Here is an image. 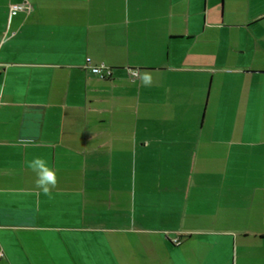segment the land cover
I'll return each mask as SVG.
<instances>
[{
    "label": "crops",
    "instance_id": "1",
    "mask_svg": "<svg viewBox=\"0 0 264 264\" xmlns=\"http://www.w3.org/2000/svg\"><path fill=\"white\" fill-rule=\"evenodd\" d=\"M23 1L0 0V264H264V0Z\"/></svg>",
    "mask_w": 264,
    "mask_h": 264
},
{
    "label": "clouds",
    "instance_id": "2",
    "mask_svg": "<svg viewBox=\"0 0 264 264\" xmlns=\"http://www.w3.org/2000/svg\"><path fill=\"white\" fill-rule=\"evenodd\" d=\"M144 82H150V77L145 76ZM27 167L36 173L35 186L40 189L45 195L50 193L52 188L57 184L56 171L50 168L47 162L41 157H34L27 162Z\"/></svg>",
    "mask_w": 264,
    "mask_h": 264
},
{
    "label": "built area",
    "instance_id": "3",
    "mask_svg": "<svg viewBox=\"0 0 264 264\" xmlns=\"http://www.w3.org/2000/svg\"><path fill=\"white\" fill-rule=\"evenodd\" d=\"M32 10V5L30 2L24 0L23 2L16 3V4H11L9 6V11L10 14H13L14 12L17 11H25L27 13L31 12ZM84 67L88 71V73L96 77L100 80H105L109 79L112 76V68L110 66L105 65L104 63H94L90 59H86ZM130 78L133 79L137 76L136 70H129ZM174 244H179L180 241L179 239L175 238L173 239ZM2 256V253L0 252V257Z\"/></svg>",
    "mask_w": 264,
    "mask_h": 264
}]
</instances>
